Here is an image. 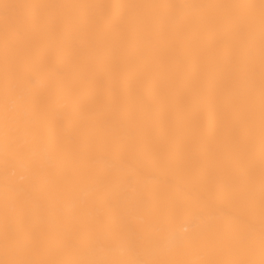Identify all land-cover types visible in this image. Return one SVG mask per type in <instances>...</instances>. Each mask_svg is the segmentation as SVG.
I'll return each mask as SVG.
<instances>
[{"label":"bare ground","instance_id":"6f19581e","mask_svg":"<svg viewBox=\"0 0 264 264\" xmlns=\"http://www.w3.org/2000/svg\"><path fill=\"white\" fill-rule=\"evenodd\" d=\"M0 264H264V0H0Z\"/></svg>","mask_w":264,"mask_h":264}]
</instances>
